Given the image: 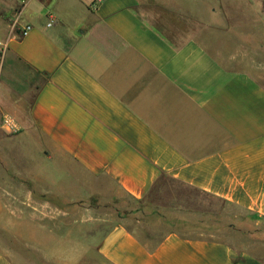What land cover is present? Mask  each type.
Returning <instances> with one entry per match:
<instances>
[{
    "label": "crops",
    "instance_id": "0c3cea01",
    "mask_svg": "<svg viewBox=\"0 0 264 264\" xmlns=\"http://www.w3.org/2000/svg\"><path fill=\"white\" fill-rule=\"evenodd\" d=\"M1 1L0 264H38L19 252L37 197L48 228L70 216L51 197L116 205L110 264H264V87L174 29L181 0Z\"/></svg>",
    "mask_w": 264,
    "mask_h": 264
},
{
    "label": "rangeland",
    "instance_id": "374dc122",
    "mask_svg": "<svg viewBox=\"0 0 264 264\" xmlns=\"http://www.w3.org/2000/svg\"><path fill=\"white\" fill-rule=\"evenodd\" d=\"M0 6H5L1 0ZM175 6L173 11H167L169 14L165 15H171L170 18L178 24L174 29L193 34L202 43L208 41L210 50L221 51L222 60L230 68L244 69L264 87V0H181ZM4 139L0 146L5 151H1L0 161L6 164L14 160L16 162L12 143ZM182 195L192 197L193 193ZM51 198L54 206L68 212L70 216L68 219L53 218L51 228H48L50 218L45 219V199L37 197L42 218H38L33 238L30 233L32 229L21 226V259H30L38 264H110L98 253L97 245L112 227V221L118 218L116 205L109 204L103 208L104 204L98 199L83 201L70 197L72 200L66 202L69 197ZM207 203L208 209L212 208L213 212L219 213L222 209L219 201L208 198ZM167 204L170 206L172 203ZM87 207H91L93 212L86 210ZM1 216L0 222L5 224L6 220ZM57 216L60 214L57 213ZM215 219L217 224L208 229V234L213 232L219 236L220 215ZM16 237L5 230L0 232V241H5V245H13V241L16 244ZM31 241L37 245L34 252L24 248ZM45 257L51 259L50 262H44Z\"/></svg>",
    "mask_w": 264,
    "mask_h": 264
},
{
    "label": "built area",
    "instance_id": "2783aa9c",
    "mask_svg": "<svg viewBox=\"0 0 264 264\" xmlns=\"http://www.w3.org/2000/svg\"><path fill=\"white\" fill-rule=\"evenodd\" d=\"M53 23H54V21L52 19L51 24H53ZM31 29H32V27L30 25H25L22 29H20L21 36L27 35L28 32ZM6 47H7V44L4 41H0V54L2 52H4V50L6 49ZM3 129H4L5 132H7L9 134H16L19 131V128H18L17 124L15 122H13L12 120H10V119L4 120V122H3Z\"/></svg>",
    "mask_w": 264,
    "mask_h": 264
}]
</instances>
